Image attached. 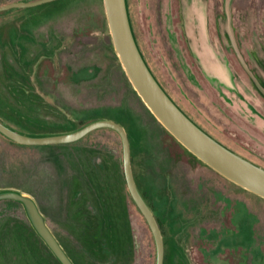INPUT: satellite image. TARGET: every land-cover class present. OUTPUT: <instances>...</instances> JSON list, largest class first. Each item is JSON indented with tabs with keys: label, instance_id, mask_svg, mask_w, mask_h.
<instances>
[{
	"label": "rangeland",
	"instance_id": "obj_1",
	"mask_svg": "<svg viewBox=\"0 0 264 264\" xmlns=\"http://www.w3.org/2000/svg\"><path fill=\"white\" fill-rule=\"evenodd\" d=\"M15 1L26 0L0 5ZM126 4L140 52L175 103L217 141L264 168V0ZM14 8L0 14L5 112L51 122L41 136L98 119L125 127L136 186L162 224L165 264H264V197L200 160L134 97L112 55L103 0ZM15 36L20 44L9 47ZM24 47L23 73L12 50ZM12 67L21 74L14 82ZM14 142L0 134V264H64L27 205L10 193L34 203L70 264L156 263L152 231L125 181L116 131L101 127L64 144Z\"/></svg>",
	"mask_w": 264,
	"mask_h": 264
},
{
	"label": "water",
	"instance_id": "obj_2",
	"mask_svg": "<svg viewBox=\"0 0 264 264\" xmlns=\"http://www.w3.org/2000/svg\"><path fill=\"white\" fill-rule=\"evenodd\" d=\"M52 0L15 1L0 5V10L29 7ZM114 50L133 89L152 114L187 149L211 168L241 187L264 197V168L237 154L199 127L169 96L154 76L136 43L128 15L126 0H103ZM106 127L116 131L122 141L125 181L134 203L145 218L155 242L156 263L164 264V241L159 223L139 192L132 173L130 144L125 127L110 119L91 121L79 129L63 134L31 136L10 129L0 121V133L26 145H44L75 141L90 131ZM12 198L22 200L30 210L37 230L64 264H70L48 230L34 203L16 193Z\"/></svg>",
	"mask_w": 264,
	"mask_h": 264
},
{
	"label": "trees",
	"instance_id": "obj_3",
	"mask_svg": "<svg viewBox=\"0 0 264 264\" xmlns=\"http://www.w3.org/2000/svg\"><path fill=\"white\" fill-rule=\"evenodd\" d=\"M99 1H101V0H99ZM31 9V8H30ZM14 10H16V8H11V9H8V10H3V11H0V14H3V13H6V12H9V11H14ZM127 10H128V15H129V7L127 6ZM129 19H130V22H131V26H132V30H133V25H132V19H131V17H130V15H129ZM134 31V30H133ZM16 37V36H15ZM15 37H12V39H11V44H10V46L9 47H13V46H15V45H17V44H20V42H18V40H21V39H18L17 37L15 38ZM108 40H109V44H110V47H111V50H112V55H113V57H114V59L116 60V62H117V70H118V72L120 73V75L125 79V81H126V83H127V85H128V87H129V89H130V91L132 92V94L134 95V97L142 104V105H144L143 104V102H142V100H141V98L138 96V94L136 93V91L133 89V87L131 86V83L129 82V80L127 79V77H126V74H125V72H124V70L122 69V67H121V64H120V62H119V60H118V57H117V55H116V53H115V51H114V49H113V47H112V44H111V40H110V37H109V35H108ZM136 40V39H135ZM22 41H24L25 42V44H28V43H30V45L32 44V43H34V44H37L36 46H39L40 47V49L41 48H44L45 46H44V42H41V41H39V42H32V41H29V38H25V39H23ZM16 42H18V43H16ZM2 43V44H1ZM136 43H137V45H138V42H137V40H136ZM0 44L1 45H3V48L5 47L4 46V40H2L1 38H0ZM138 48H139V50H140V47H139V45H138ZM27 48L26 47H24L23 49H21L19 52L18 51H16V50H12V54H13V56H14V63H15V65H14V67H16L17 69H20L23 73L25 72V70L24 69H26L27 68V66L25 67V66H23L22 65V61L23 60H21L20 59V55H19V53L20 54H22L23 56H25L26 54H27ZM141 51V50H140ZM26 53V54H25ZM33 57H34V54H33ZM29 59H30V56H29ZM34 60V59H33ZM28 62V61H27ZM6 63V62H5ZM33 63V62H32ZM14 67H12L9 71L12 73V74H10L9 76L10 77H12V81L14 82V81H16V80H18L19 78H20V76H21V74H19L17 71H16V68H14ZM29 67H30V65H29ZM5 68H6V66H5ZM161 84V86L163 87V84L162 83H160ZM164 88V87H163ZM166 90V89H165ZM168 92V91H167ZM170 96V95H169ZM175 102V101H174ZM4 106V105H3ZM3 106L2 105H0V121L2 122V123H4L5 125H7L8 127H10V129L12 128V129H14V130H17L18 132H20V133H23V134H29V135H31V136H41L42 135V131H40V129H41V127L43 128V127H48V126H50V124H52L51 122L49 123L48 121H46V120H43V119H41V118H38V117H36V116H34V117H32V116H22V117H19L18 115H17V117H14V116H9V114L8 113H6L5 112V110H4V108H5V106H4V108H3ZM8 106V105H7ZM144 107H145V109H147V111H148V113H151V111H149L150 109H148L145 105H144ZM6 109V108H5ZM8 114V115H7ZM152 115V114H151ZM153 116V115H152ZM10 119V122H14L15 123V125H13V124H11L8 120ZM106 128V127H105ZM72 129H74V128H72ZM106 129H110V128H106ZM110 130H113V129H110ZM114 131V130H113ZM91 132V131H90ZM1 134V133H0ZM3 137H5L6 139H8V140H10V141H13V140H11V139H9V138H7L6 136H4L3 134H1ZM14 143H16V142H14ZM17 144H19V143H17ZM19 145H26V144H19ZM27 146V145H26ZM132 201H133V199H132ZM134 202V201H133ZM135 204V206H136V203H134ZM137 207V206H136ZM138 208V207H137ZM139 210V209H138ZM156 219H157V221H158V223H159V226H160V228H161V230H162V224H161V222H160V220L158 219V217H156ZM163 231V230H162ZM164 232V231H163ZM162 232V233H163ZM165 260V259H164ZM165 264V263H164Z\"/></svg>",
	"mask_w": 264,
	"mask_h": 264
},
{
	"label": "flooded vegetation",
	"instance_id": "obj_4",
	"mask_svg": "<svg viewBox=\"0 0 264 264\" xmlns=\"http://www.w3.org/2000/svg\"><path fill=\"white\" fill-rule=\"evenodd\" d=\"M149 67V66H148ZM150 68V67H149ZM151 70V69H150ZM152 71V70H151ZM153 73V72H152ZM155 76V75H154ZM171 97V96H170Z\"/></svg>",
	"mask_w": 264,
	"mask_h": 264
}]
</instances>
